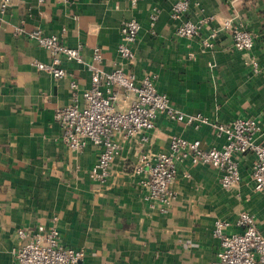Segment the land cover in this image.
Returning a JSON list of instances; mask_svg holds the SVG:
<instances>
[{
    "label": "crops",
    "instance_id": "obj_1",
    "mask_svg": "<svg viewBox=\"0 0 264 264\" xmlns=\"http://www.w3.org/2000/svg\"><path fill=\"white\" fill-rule=\"evenodd\" d=\"M177 1L141 0L132 7L128 0H12L0 27V264H18L15 253L27 242L21 230L51 226L55 218L61 243L84 251L78 264H211L220 250L216 221L234 224L244 212L264 235V194L254 188L252 154L238 157L242 181L233 189L221 186L220 170L184 160L168 211L146 200L145 175L135 172L141 155L168 152L175 137L220 149L225 140L210 125L196 129L159 115L146 142L118 136L119 154L105 185L91 177L101 149L91 144L74 152L62 141L56 111L71 104L73 80L81 91L91 87L87 65L99 49L105 71L118 66L138 80L154 77L158 92L186 116L223 124L253 118L264 142V0H189L188 12L174 21ZM209 17L215 21L195 39L177 35L185 21ZM229 18L253 34L251 51L235 50L229 32L212 48L203 45ZM132 19L141 30L130 63L118 46L122 24ZM34 30L80 47L84 65L64 62L62 79L38 71L34 61L50 63L52 56L29 39ZM133 100L122 92L119 109Z\"/></svg>",
    "mask_w": 264,
    "mask_h": 264
},
{
    "label": "built area",
    "instance_id": "obj_2",
    "mask_svg": "<svg viewBox=\"0 0 264 264\" xmlns=\"http://www.w3.org/2000/svg\"><path fill=\"white\" fill-rule=\"evenodd\" d=\"M43 4L44 0H37ZM136 7L141 0H128ZM12 0L0 2V27L3 16L7 13ZM189 0H179L172 7L171 19L178 20L190 8ZM153 22L157 16H153ZM213 17L203 18L198 23L185 21L177 29L178 36L193 40L200 36L203 27L213 23ZM141 25L135 20L125 21L121 27L122 41L118 46L119 57L132 62L134 52L132 44L137 40ZM221 32L231 33L233 46L239 52L251 51L254 47L253 34L236 24L233 19H226L219 28L214 29L203 39L206 48H212L213 42ZM31 41L48 51L50 63L34 61L38 71L45 72L55 79L66 76L64 62H76L84 65L81 48L64 45L58 35H48L41 30L28 34ZM104 57L95 49L92 63L88 64L92 85L81 91L76 80L71 82V104L56 111L62 141L67 148L81 152L89 145L100 148L97 162L91 171V177L105 185L110 177V168L119 154L120 146L116 139L141 137L148 140V134L155 128L159 115L172 121L185 122L199 129L212 126L219 137L225 140L222 148L209 151L201 147L199 141H188L175 137L170 141L168 152L151 157L144 153L135 167V172L144 174L142 182L147 190L146 200L152 208L159 207L167 212L175 197L171 187L178 176V163L189 160L193 165H206L220 170L221 186L233 189L242 181L241 164L238 157L248 154L255 156L251 178L257 192L264 194V142L258 141L261 131L259 123L253 118H238L230 123H213L201 114L186 116L177 111L169 97L158 92L155 79L146 76L138 80L133 74L126 73L116 66L113 71L103 69ZM131 94L134 100L127 109H119L121 93ZM57 218L51 226L40 225L33 230L19 232V237L27 242L15 253L18 264H78L85 258L83 250L65 247L61 243ZM234 227L235 231L228 230ZM214 237L220 241L217 259L211 264H264V235L258 230L255 219L248 213H242L234 224L218 220L215 223Z\"/></svg>",
    "mask_w": 264,
    "mask_h": 264
}]
</instances>
